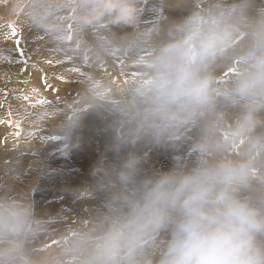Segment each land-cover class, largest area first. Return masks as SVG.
Here are the masks:
<instances>
[{
    "label": "clouds",
    "instance_id": "obj_1",
    "mask_svg": "<svg viewBox=\"0 0 264 264\" xmlns=\"http://www.w3.org/2000/svg\"><path fill=\"white\" fill-rule=\"evenodd\" d=\"M141 5L61 6L78 32L107 29L130 51L142 49L141 37L114 30L135 29ZM140 64L101 113L114 159L93 171L102 199L91 225L37 252L46 220L31 196L0 191V264H264V0H184ZM190 129V160L144 170L141 145L176 146Z\"/></svg>",
    "mask_w": 264,
    "mask_h": 264
},
{
    "label": "rangeland",
    "instance_id": "obj_2",
    "mask_svg": "<svg viewBox=\"0 0 264 264\" xmlns=\"http://www.w3.org/2000/svg\"><path fill=\"white\" fill-rule=\"evenodd\" d=\"M61 5L62 0H0V191L11 187L31 196L46 220L32 242L37 252L93 222L102 199L91 188L93 171L101 160L114 159L107 150L109 120L96 118V108L104 111L119 101L138 78L152 42L184 11V0H142L139 25L114 30L117 36L135 31L141 37L142 49L129 51L107 29L78 32L72 12ZM220 79H228V69ZM88 108L95 112L86 115ZM197 138L190 129L176 146L141 145L144 170L151 174L190 160Z\"/></svg>",
    "mask_w": 264,
    "mask_h": 264
},
{
    "label": "bare ground",
    "instance_id": "obj_3",
    "mask_svg": "<svg viewBox=\"0 0 264 264\" xmlns=\"http://www.w3.org/2000/svg\"><path fill=\"white\" fill-rule=\"evenodd\" d=\"M6 105H7V104H6ZM10 107H11V106H10ZM10 107H9V110L7 111V115L10 114V110H11ZM92 107H93V106H92ZM5 110H7V108H5ZM85 110H86V112H87L86 115H89V114H91L92 112H95V110H93V108H88V109H85ZM102 112H104V111L101 110V108H96V113H95V114H98L96 118H98L100 121H101V120H105V118H102V119H101L100 116H99ZM86 115H85V116H86ZM1 117H2V115H1ZM77 123H78V122H77ZM80 123H81V121H80ZM106 123H107V122H106ZM78 124H79V123H78ZM182 145H183V144H182ZM107 153H108V152H107ZM103 155H105V154H103ZM98 157H100V156H98ZM101 157H102V156H101ZM103 157H105V156H103ZM89 159H90V158H89ZM93 159H94V158H93ZM99 159H100V158H99ZM97 160H98V159H97ZM103 160H104V159H103ZM106 161H107V160H106ZM111 161H112V160H111ZM90 162H91V161H90ZM107 162H108V161H107ZM175 162H176V161H175ZM175 162H174V163H175ZM37 165H38V166H37L38 171H40V162H39V161L37 162ZM165 165H166V168H167V169L170 168L167 164H165ZM95 168H96V167H95ZM154 170H155V169H154ZM157 170H158V169H156V171H157ZM64 171H65V170H64ZM64 176H65V175H64ZM64 176H63V177H64ZM66 176H67V175H66ZM59 177H60V176H59ZM63 177H62V179H63ZM60 178H61V177H60ZM62 179H60V180H62ZM66 180H67V179H66ZM89 199H90V198H89ZM92 199H93V198H92ZM94 200H95V199H94ZM87 203H88V202H87ZM99 203H100V202H99ZM88 204H89V203H88ZM88 204H85V205L88 206ZM91 205H92V204H91ZM95 206H96V205H95ZM78 207H79V206H78ZM77 209H78V208H77ZM95 210H96V209H95ZM95 213H96V212H95ZM87 214H88V213H87ZM90 214H91V213H90ZM96 214H97V213H96Z\"/></svg>",
    "mask_w": 264,
    "mask_h": 264
},
{
    "label": "snow or ice",
    "instance_id": "obj_4",
    "mask_svg": "<svg viewBox=\"0 0 264 264\" xmlns=\"http://www.w3.org/2000/svg\"><path fill=\"white\" fill-rule=\"evenodd\" d=\"M17 45H19V40H17ZM20 54H21V56H23V50L22 49L20 50ZM71 71L79 73L80 69L79 68H73V69H71ZM41 103L47 104L49 102L48 101H41ZM57 139H59V137H57Z\"/></svg>",
    "mask_w": 264,
    "mask_h": 264
}]
</instances>
